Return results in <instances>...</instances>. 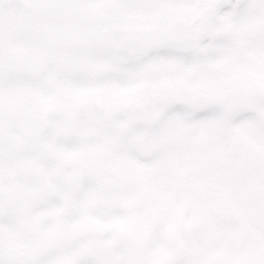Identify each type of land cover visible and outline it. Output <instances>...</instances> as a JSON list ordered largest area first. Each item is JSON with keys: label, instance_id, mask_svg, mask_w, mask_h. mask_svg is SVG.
Returning <instances> with one entry per match:
<instances>
[{"label": "snow or ice", "instance_id": "1", "mask_svg": "<svg viewBox=\"0 0 264 264\" xmlns=\"http://www.w3.org/2000/svg\"><path fill=\"white\" fill-rule=\"evenodd\" d=\"M0 264H264V0H0Z\"/></svg>", "mask_w": 264, "mask_h": 264}]
</instances>
